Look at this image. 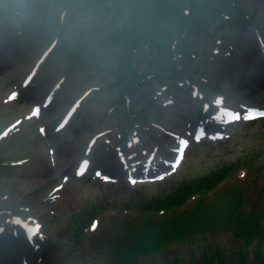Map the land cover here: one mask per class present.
Segmentation results:
<instances>
[{"label":"rangeland","instance_id":"rangeland-1","mask_svg":"<svg viewBox=\"0 0 264 264\" xmlns=\"http://www.w3.org/2000/svg\"><path fill=\"white\" fill-rule=\"evenodd\" d=\"M48 1L31 24L0 30V264H106L88 249L95 236L125 245L146 204L235 163L250 165L240 168L264 207V185L255 179L264 178V0H228L252 26L217 17L196 24L186 54L171 59L206 96L201 106L165 55L146 48L133 58L145 77L120 108L109 104L124 54L109 38L126 9L109 3L64 16L57 0ZM95 216L86 237L81 228ZM25 222L40 227L30 243ZM169 228L147 238L168 243L158 264H205L208 250L225 264L241 262L240 239L230 234L175 240Z\"/></svg>","mask_w":264,"mask_h":264},{"label":"trees","instance_id":"trees-1","mask_svg":"<svg viewBox=\"0 0 264 264\" xmlns=\"http://www.w3.org/2000/svg\"><path fill=\"white\" fill-rule=\"evenodd\" d=\"M53 1L55 0L48 2L53 4ZM55 2H57L55 7L60 9L64 16L80 13L88 8H102L109 3L126 9L127 16L122 27L109 38L110 43L121 47L124 54L123 71L118 75L115 83L118 87V97L109 104L110 108L128 104L129 100L134 98L135 85L145 77L133 60L134 57L138 58L140 52L145 51L142 49L148 48L155 52L153 53L155 55H165L164 59L169 63L167 67L173 69L181 84H186L193 90L196 88L195 80L186 76L182 69L173 67L174 63L171 59L175 54H186L184 49L190 35L196 30V24L203 25L217 17L221 20L229 18L245 29L252 26L251 22L246 21L245 12L228 0H57ZM45 12L46 10L42 15H45ZM199 102L201 106L203 102L201 97ZM249 166L248 163L243 162L231 164L207 177L177 186L174 191H170L171 196L164 197V201L146 204L138 224L131 225L128 221L129 225L136 226L132 229L137 233L125 245L113 248L114 241L108 239L101 241L98 236L90 241L91 234L88 249L102 257L105 256L106 264H141L139 260L146 257H151L154 263L158 264L161 263L158 259L159 254H163L162 248L168 243L165 237L160 241L158 237H153L155 243H149L147 238L149 235L155 236L157 232L166 235L170 223L175 240L191 235L194 236L195 241H200L201 235L224 232L230 234L241 242V250L238 252L241 260L239 264H264V207L253 201L256 196L250 195L248 182L243 176L244 169L240 168L251 171ZM255 179L264 185L262 176L256 174ZM153 211L155 217L150 215ZM96 218V216L92 217L90 222L85 223L87 226L81 228L82 231H87L86 237L91 233ZM80 235L78 234V238ZM203 240L208 250V238L204 237ZM208 252L204 251L205 264H213L215 261L225 264V259L221 261V255L217 250L213 252L208 250Z\"/></svg>","mask_w":264,"mask_h":264},{"label":"clouds","instance_id":"clouds-1","mask_svg":"<svg viewBox=\"0 0 264 264\" xmlns=\"http://www.w3.org/2000/svg\"><path fill=\"white\" fill-rule=\"evenodd\" d=\"M47 0H0V30H18L40 17Z\"/></svg>","mask_w":264,"mask_h":264},{"label":"snow or ice","instance_id":"snow-or-ice-1","mask_svg":"<svg viewBox=\"0 0 264 264\" xmlns=\"http://www.w3.org/2000/svg\"><path fill=\"white\" fill-rule=\"evenodd\" d=\"M261 115H264V113H262ZM225 117H226V116H225ZM251 118H253L251 115H245V116L243 117L244 120H249V119H251ZM230 119H231V121H239V120L241 119V116H240V115H233V116H231ZM203 135H204V133L202 132L201 135L197 137V140H199L200 138H202ZM181 143H182V148H181V150H180V158H182V156H183V147H186V146H187V141H182ZM178 164H179V159L177 160V163H176L175 165L172 166L173 169H175V167H177ZM81 174H82V173H81ZM162 178H163V177H160V179H162ZM131 182L134 184V183H136V180H132Z\"/></svg>","mask_w":264,"mask_h":264},{"label":"bare ground","instance_id":"bare-ground-1","mask_svg":"<svg viewBox=\"0 0 264 264\" xmlns=\"http://www.w3.org/2000/svg\"><path fill=\"white\" fill-rule=\"evenodd\" d=\"M262 44L264 45V40H262ZM220 137V136H219ZM80 168V167H79Z\"/></svg>","mask_w":264,"mask_h":264}]
</instances>
